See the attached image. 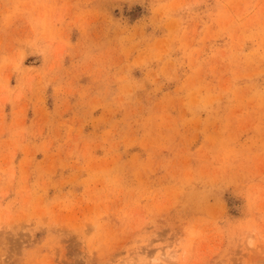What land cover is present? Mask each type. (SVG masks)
Returning <instances> with one entry per match:
<instances>
[{
  "label": "rangeland",
  "instance_id": "374dc122",
  "mask_svg": "<svg viewBox=\"0 0 264 264\" xmlns=\"http://www.w3.org/2000/svg\"><path fill=\"white\" fill-rule=\"evenodd\" d=\"M0 264H264V0H0Z\"/></svg>",
  "mask_w": 264,
  "mask_h": 264
},
{
  "label": "bare ground",
  "instance_id": "6f19581e",
  "mask_svg": "<svg viewBox=\"0 0 264 264\" xmlns=\"http://www.w3.org/2000/svg\"><path fill=\"white\" fill-rule=\"evenodd\" d=\"M171 258H172V256H171Z\"/></svg>",
  "mask_w": 264,
  "mask_h": 264
}]
</instances>
